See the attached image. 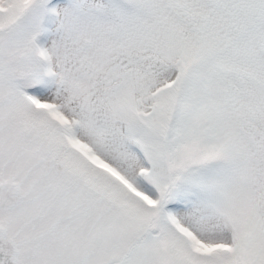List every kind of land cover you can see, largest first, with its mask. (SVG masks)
<instances>
[{"label":"snow or ice","instance_id":"snow-or-ice-1","mask_svg":"<svg viewBox=\"0 0 264 264\" xmlns=\"http://www.w3.org/2000/svg\"><path fill=\"white\" fill-rule=\"evenodd\" d=\"M0 264H264V0H0Z\"/></svg>","mask_w":264,"mask_h":264}]
</instances>
